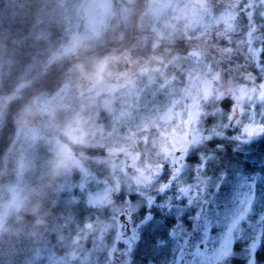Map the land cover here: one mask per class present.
<instances>
[{"label":"clouds","instance_id":"1","mask_svg":"<svg viewBox=\"0 0 264 264\" xmlns=\"http://www.w3.org/2000/svg\"><path fill=\"white\" fill-rule=\"evenodd\" d=\"M0 264H264V0H0Z\"/></svg>","mask_w":264,"mask_h":264}]
</instances>
